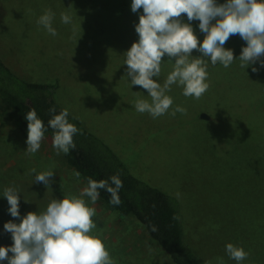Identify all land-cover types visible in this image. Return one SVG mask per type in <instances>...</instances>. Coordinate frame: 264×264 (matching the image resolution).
<instances>
[{"label": "rangeland", "instance_id": "1", "mask_svg": "<svg viewBox=\"0 0 264 264\" xmlns=\"http://www.w3.org/2000/svg\"><path fill=\"white\" fill-rule=\"evenodd\" d=\"M131 3L0 0V59L23 80L57 83L55 98L63 109L109 145L135 177L178 198L186 241L203 264H237L226 253L228 243L250 253L240 264H264L261 68L251 73L250 67L234 66L238 59L228 68L209 61L210 87L200 99L186 98L175 84L167 93L174 101L169 112L180 106L186 114L153 119L147 112L139 113L134 93L147 96V90L124 78V53L139 40L135 26L143 14L133 13ZM49 8L55 14L56 36L37 23ZM61 13L70 15L71 23H62ZM190 23L202 43L205 34L199 21ZM234 36L237 50L247 46L238 34ZM192 55L202 54L193 50ZM172 63L163 57L157 82L163 84ZM26 150L18 125L0 119V247L13 245L4 224L20 223L8 211L5 188L18 190L22 218L28 212H44L52 199L79 195L86 187L66 164L63 152L57 154L51 139L44 137L35 154ZM46 170L55 173L50 189L35 182V175ZM90 206L96 209L95 231L115 264H173L135 218L110 212L98 200Z\"/></svg>", "mask_w": 264, "mask_h": 264}, {"label": "clouds", "instance_id": "2", "mask_svg": "<svg viewBox=\"0 0 264 264\" xmlns=\"http://www.w3.org/2000/svg\"><path fill=\"white\" fill-rule=\"evenodd\" d=\"M142 9L139 23L135 31L139 36L131 48L124 53V64L127 65L126 76L131 79V86H140L147 90L144 96L136 92L135 110L147 112L153 119L176 113L186 114V109L176 106L171 112L173 98L167 93L172 85L182 87L183 96L200 99L209 89V61L228 68L237 60L233 50L225 49L224 45L230 36L239 34L246 41L238 58L240 67L246 69L259 61L264 68V0H226L217 4V0H132L133 13ZM186 14L188 23L183 22ZM55 14L46 9L37 23L47 32L56 36L58 33L52 26ZM71 16L61 13V22L71 23ZM199 21V29L205 34L201 43L194 34L191 21ZM215 21V23H213ZM193 50L202 55L194 57ZM167 55L172 63V70L163 84L157 82L161 74L163 57ZM252 72H258L256 67ZM148 97V98H145ZM55 113V108L49 109ZM69 111L63 109L53 115L48 126L54 130L53 147L57 154H67L75 148L73 137L79 129L68 121ZM27 120L26 154H35L41 147L44 138V121L37 116L35 108H31L25 116ZM33 173L35 169L31 170ZM52 170L35 175V182H40L50 189L54 176ZM74 175L77 179L79 172ZM109 180L96 181L88 179L79 195L66 194L63 199H52L44 212H28L20 217L18 190L7 187L3 196L10 205L8 211L20 223L9 221L4 224L6 232L11 233L13 245L0 247V261L8 264H115L102 238L96 233L97 225L93 221L96 215L94 205L99 199L98 190H106L112 205H120V190L123 182L119 174ZM114 185V186H113ZM87 198V199H86ZM156 229L153 228V231ZM12 253L11 256L8 254ZM226 253L237 264L246 260L250 253L243 247L232 243L226 245Z\"/></svg>", "mask_w": 264, "mask_h": 264}, {"label": "trees", "instance_id": "3", "mask_svg": "<svg viewBox=\"0 0 264 264\" xmlns=\"http://www.w3.org/2000/svg\"><path fill=\"white\" fill-rule=\"evenodd\" d=\"M223 3H226V0H217V4ZM140 11L143 10L138 12ZM237 37L244 41L239 34ZM235 40L234 35L230 36L224 47H230L234 58L238 59L241 49L237 50L238 47L232 45ZM234 66L240 67V61ZM252 67L261 68L260 64L251 65V73ZM261 71L264 74V68H261ZM57 88V83L41 84L23 80L0 59V119L17 124L21 135L27 141L25 116L31 108H35L38 118L44 121L47 129L44 137L53 141L54 130L48 126V121L63 110L55 98ZM51 108H55V113H50ZM67 119L79 129L73 137L75 148L70 149L67 154L63 153L68 167L80 173L86 187L89 178L96 181L109 180L111 183L109 178L116 174H119L123 182V188L119 192L120 205H112L111 196L104 189L98 190V201L110 212L135 218L144 227L150 239L170 257L173 264H203L186 241L181 202L178 198L135 177L113 149L89 131L81 121L70 113ZM153 228L156 230L153 231Z\"/></svg>", "mask_w": 264, "mask_h": 264}, {"label": "water", "instance_id": "4", "mask_svg": "<svg viewBox=\"0 0 264 264\" xmlns=\"http://www.w3.org/2000/svg\"><path fill=\"white\" fill-rule=\"evenodd\" d=\"M202 118L209 119V117L207 115H202Z\"/></svg>", "mask_w": 264, "mask_h": 264}]
</instances>
